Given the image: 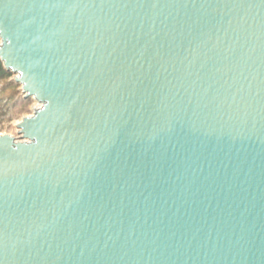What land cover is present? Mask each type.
<instances>
[{"label":"water","instance_id":"95a60500","mask_svg":"<svg viewBox=\"0 0 264 264\" xmlns=\"http://www.w3.org/2000/svg\"><path fill=\"white\" fill-rule=\"evenodd\" d=\"M0 61V264H264V0H0Z\"/></svg>","mask_w":264,"mask_h":264},{"label":"rangeland","instance_id":"374dc122","mask_svg":"<svg viewBox=\"0 0 264 264\" xmlns=\"http://www.w3.org/2000/svg\"><path fill=\"white\" fill-rule=\"evenodd\" d=\"M12 77L0 78V133L18 137L16 124L23 116L32 114L36 101L32 97L24 98L20 85H8L6 81L10 82Z\"/></svg>","mask_w":264,"mask_h":264},{"label":"trees","instance_id":"16d2710c","mask_svg":"<svg viewBox=\"0 0 264 264\" xmlns=\"http://www.w3.org/2000/svg\"><path fill=\"white\" fill-rule=\"evenodd\" d=\"M12 75V73L10 71H7L4 69V67L2 66V63L0 61V78L4 79V80H8V78ZM12 81V82H11ZM8 82V85H17V83H15L13 80L6 81ZM14 82V83H13Z\"/></svg>","mask_w":264,"mask_h":264},{"label":"bare ground","instance_id":"6f19581e","mask_svg":"<svg viewBox=\"0 0 264 264\" xmlns=\"http://www.w3.org/2000/svg\"><path fill=\"white\" fill-rule=\"evenodd\" d=\"M40 103L39 102H36V106L34 108H37L39 107ZM18 123V122H17Z\"/></svg>","mask_w":264,"mask_h":264}]
</instances>
